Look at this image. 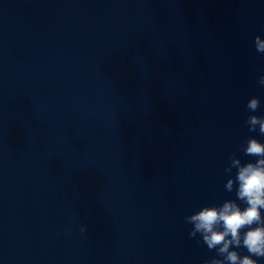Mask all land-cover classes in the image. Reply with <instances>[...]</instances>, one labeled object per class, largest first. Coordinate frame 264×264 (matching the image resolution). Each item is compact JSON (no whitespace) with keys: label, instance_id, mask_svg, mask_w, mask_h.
Masks as SVG:
<instances>
[{"label":"clouds","instance_id":"1","mask_svg":"<svg viewBox=\"0 0 264 264\" xmlns=\"http://www.w3.org/2000/svg\"><path fill=\"white\" fill-rule=\"evenodd\" d=\"M253 43L255 50L264 54V38L256 35ZM258 83L264 86V75ZM260 105L259 97L248 99L245 107L250 115L245 124L249 132L264 136V115L254 114ZM237 150L254 159L242 162L235 153L229 156L230 163L224 169L229 178L224 187L228 192L235 191L236 198L219 205H204L184 217L192 225L189 238L216 252L203 264H259V259L264 258V142L248 136ZM81 231L86 232L87 227ZM198 235L200 239H196ZM241 248L247 254L241 255Z\"/></svg>","mask_w":264,"mask_h":264}]
</instances>
